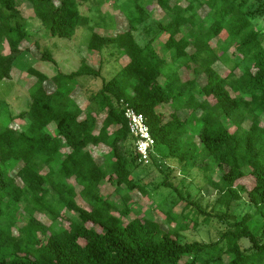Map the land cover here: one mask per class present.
<instances>
[{
  "label": "trees",
  "instance_id": "obj_1",
  "mask_svg": "<svg viewBox=\"0 0 264 264\" xmlns=\"http://www.w3.org/2000/svg\"><path fill=\"white\" fill-rule=\"evenodd\" d=\"M87 1L0 0V83L11 79L17 59L32 48L40 61L56 64L51 53L17 21L20 4L49 37L71 40L79 27L87 28L90 53L113 49L127 58L109 79L101 76L100 64L94 69L84 60L74 72H57L51 78L33 67L26 69L32 79L31 102L15 118H26L28 123L24 129L0 128V264H264V231L255 236L248 227L257 217L264 220V125L260 121L264 116V47L262 33L250 19L255 15L247 8L250 0H129L141 22L151 17L153 4L168 18L157 28L166 35L163 49L176 70L163 84L152 40L141 46L134 21L122 12L125 28L99 35L80 13ZM201 9L206 10L203 18L198 14ZM213 40L221 45L219 54L211 46ZM230 49L233 52L227 56ZM235 56H240V63L232 61ZM218 62L228 65L226 76L214 68ZM83 77L101 80L85 110L72 98ZM96 100L106 107L101 121L91 106ZM121 102L144 115L155 147H164L167 162L179 168L206 164L201 170L205 182L215 192L214 205L224 210L216 217L225 226L217 240L181 242L180 233L196 230L198 216L208 215L171 183L167 186L179 193L175 205L183 207L178 216L166 211L164 222H175L176 230H162L154 219L134 218L123 224L121 218L131 213L129 194L146 192L131 174L141 165L135 151L129 155L134 139ZM4 103L0 101V111ZM165 106L169 113L160 110ZM181 113H187L182 120ZM99 145L109 148L102 160L89 149ZM155 158L151 156L147 167L156 166ZM212 168L220 172L216 182L207 176ZM71 179L79 192L69 183ZM246 179L251 181L249 188L240 183ZM104 180L114 183L117 195L122 187L126 191L120 197L119 216L112 213L117 205L100 193ZM77 196L87 208L76 202ZM242 201L253 211L238 220L230 211ZM63 211L77 214L68 229L57 225ZM39 213L48 218V224L36 219ZM22 221L24 225L18 227ZM208 222L203 218V224ZM97 227L103 231L98 233ZM242 240L249 247L242 248Z\"/></svg>",
  "mask_w": 264,
  "mask_h": 264
},
{
  "label": "rangeland",
  "instance_id": "obj_2",
  "mask_svg": "<svg viewBox=\"0 0 264 264\" xmlns=\"http://www.w3.org/2000/svg\"><path fill=\"white\" fill-rule=\"evenodd\" d=\"M184 7L186 3L181 1L179 4ZM247 8L250 12H254L255 15L251 16V22L255 30L262 33V46L264 47V0H250L247 4ZM151 17L141 22L140 19L135 16V9L132 8V3L129 0H88L86 3L81 4L80 13L83 16L89 18V26L93 30L102 36H107L113 33L115 30H123L125 28V21L122 18V13L128 16L130 20L136 25L135 37L137 42L142 46L152 40V46L155 51L154 60L157 64L158 69L161 72L159 81L161 84L164 83V79L172 74L176 67L171 62V55L164 52V42L166 35L161 33L157 24L161 23L165 25L168 22V18L160 11L155 4L152 7ZM122 12V13H121ZM198 14L203 18L206 14L205 9L198 11ZM17 21L22 25L24 30L31 36L32 40L37 41L42 49L48 50L53 56L56 64L46 63L39 60L40 55L36 49L32 48V51L28 54L22 55L17 59L11 73V79L3 80L0 83V101H4V105L0 111V128L7 125L24 129L28 123V119L15 118L21 112L28 109L30 105V92L28 87L32 84V79L26 72V69L33 67L39 72L43 73L48 78L54 76L57 72L63 74H69L77 70L82 61H86L87 64L91 65L94 69L101 65V76L104 79L111 78L126 62L127 58L118 54L116 50H104L102 53H90L87 49V44L91 35V31L87 28L79 27L76 30L75 36L71 40L51 38L49 37L42 25L32 17L31 11L24 5L19 6V16ZM187 27L183 30L185 33ZM182 33V34H183ZM212 48L219 54L220 46L216 44V40L211 42ZM190 51V49H189ZM233 49L227 52V56H230ZM2 53H8V47L4 43L2 45ZM233 62L240 63V56H235ZM214 68L222 76H226L229 72V67L224 63H216ZM236 74H239V70H236ZM52 90V84H46ZM76 85V84H75ZM46 86V87H47ZM101 87V80L94 79L92 77H83L78 80L77 87L72 93V98L76 102L79 108L85 110L88 105V99L93 92H97ZM235 95V94H233ZM91 103V102H90ZM91 106L93 112L99 121L105 116L106 107L101 100L94 101ZM163 113H169V107L160 108ZM180 119H184L187 113L179 114ZM12 117V118H11ZM84 117V114L81 118ZM221 120L227 125L230 131L234 130V127L230 122L222 117ZM261 125H264V116L260 118ZM111 128L109 132L113 131ZM50 133L54 132L53 128H49ZM94 158L102 160V156H107L109 148L99 145L97 147L89 148ZM63 152H67V149H63ZM134 154L133 145L130 148L129 155ZM165 149L162 146L154 148L153 155L155 158V165L146 167H139L131 172L132 177L138 182L146 192V195L141 194L138 190L131 192L130 201L132 206L130 207L131 213L126 218H121L123 224H127L134 218L139 219H154L161 224L162 230H176L178 225L174 222L166 225L164 222V214L166 211L170 212L174 216H178L182 210V204L175 202L178 201L179 193L183 198L189 196V201L194 205H197L200 211L207 216H198L199 227L196 230H186L180 233L181 242H211L217 240L220 233L225 229V226L221 225L219 218L216 217L224 213V210L215 206V192L206 184L205 173L203 165L196 164L192 167H178L177 164L169 163L164 158L163 154ZM158 166V168H157ZM161 167V171L160 168ZM46 170L43 171V173ZM210 180L216 182L220 176V172L217 169L212 168L211 172L207 174ZM165 182L163 185L162 183ZM69 183L72 184L76 191L79 192L78 186L75 185L71 179ZM171 183L174 187L179 190L176 192L173 187H168L167 184ZM248 188L251 187V181L249 179L240 181ZM123 191L117 195L115 191L114 183L111 181L104 180L100 184V193L102 196L111 199L116 205L112 213L115 216H119V211L122 208L120 197L126 193L124 188ZM76 202L87 208V205L83 200L77 196ZM174 205L172 206V203ZM191 210H194L192 207ZM253 208L246 202H239L235 206L233 205L230 211L231 216L236 219H240L246 213H251ZM192 217V215H191ZM193 218V217H192ZM203 218H208L209 222L203 224ZM36 219L44 224H48V218L44 214H36ZM77 219V214L74 212H61V216L57 220V225L60 228L68 229L69 223ZM18 227L24 225V222L17 224ZM87 227H92V224L88 223ZM248 227L250 231L258 236L264 231V220L261 217L253 219ZM98 233L103 230L99 227L95 228ZM15 235L17 234L14 231ZM242 248L249 247L247 241L240 242Z\"/></svg>",
  "mask_w": 264,
  "mask_h": 264
},
{
  "label": "built area",
  "instance_id": "obj_3",
  "mask_svg": "<svg viewBox=\"0 0 264 264\" xmlns=\"http://www.w3.org/2000/svg\"><path fill=\"white\" fill-rule=\"evenodd\" d=\"M123 116L127 121L129 135L134 139V151L141 166L151 163L155 141L150 135L149 127L143 114L121 102Z\"/></svg>",
  "mask_w": 264,
  "mask_h": 264
}]
</instances>
